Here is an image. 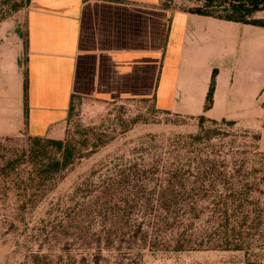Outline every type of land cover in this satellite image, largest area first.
Masks as SVG:
<instances>
[{"label": "rangeland", "instance_id": "rangeland-1", "mask_svg": "<svg viewBox=\"0 0 264 264\" xmlns=\"http://www.w3.org/2000/svg\"><path fill=\"white\" fill-rule=\"evenodd\" d=\"M25 2L0 0V46H24ZM62 127L52 171L64 149L49 138L0 136V264H264L261 74L256 100L217 101L203 122L77 98Z\"/></svg>", "mask_w": 264, "mask_h": 264}, {"label": "crops", "instance_id": "crops-1", "mask_svg": "<svg viewBox=\"0 0 264 264\" xmlns=\"http://www.w3.org/2000/svg\"><path fill=\"white\" fill-rule=\"evenodd\" d=\"M24 10V46H0V136L61 140L77 98L207 116L217 101L256 100L264 82L259 26L163 0H26Z\"/></svg>", "mask_w": 264, "mask_h": 264}, {"label": "trees", "instance_id": "trees-1", "mask_svg": "<svg viewBox=\"0 0 264 264\" xmlns=\"http://www.w3.org/2000/svg\"><path fill=\"white\" fill-rule=\"evenodd\" d=\"M192 12L204 15H210L216 18L225 19L229 21L239 22L243 24H251L255 26L264 27V19L257 18V13L264 11V0H203L201 5L189 9ZM212 94H213V84L211 85L208 100L205 104V109H210L212 107ZM205 116H199L200 122H203ZM34 143L39 144L42 138H32ZM47 143L54 146L56 149H64L61 158L53 159L47 166V169L57 170L62 166L67 165L69 159V151L63 148V141L59 139H47ZM193 240L181 234L175 239L176 250H186L191 246H188ZM237 247V246H236Z\"/></svg>", "mask_w": 264, "mask_h": 264}]
</instances>
